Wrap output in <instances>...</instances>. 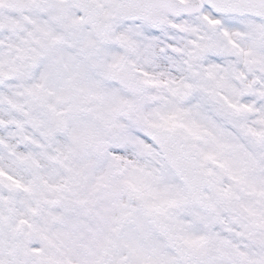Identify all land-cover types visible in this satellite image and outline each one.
<instances>
[{"label": "snow or ice", "instance_id": "6c2138e0", "mask_svg": "<svg viewBox=\"0 0 264 264\" xmlns=\"http://www.w3.org/2000/svg\"><path fill=\"white\" fill-rule=\"evenodd\" d=\"M0 264H264V0H0Z\"/></svg>", "mask_w": 264, "mask_h": 264}]
</instances>
